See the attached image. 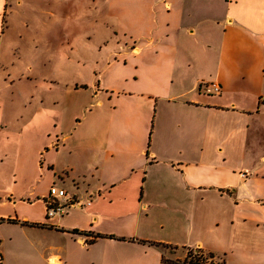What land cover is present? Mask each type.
<instances>
[{
	"label": "crops",
	"instance_id": "1",
	"mask_svg": "<svg viewBox=\"0 0 264 264\" xmlns=\"http://www.w3.org/2000/svg\"><path fill=\"white\" fill-rule=\"evenodd\" d=\"M25 1L0 0V85L9 57V12L13 2L19 9ZM31 1L29 11L46 1L43 9L51 17L56 16L57 1L63 2ZM110 1L115 17L129 21V30L120 31L131 35L135 75L124 80L132 81L129 87L119 82L105 90L118 102L110 114L112 132L121 139L103 143L102 133L82 136L94 149L81 178L92 175L99 182L88 186L90 200H80L75 176L59 174L53 162L38 160L33 164L37 182L17 197L18 175L8 172L14 170L13 161L24 157L20 138L25 128L15 133L13 152L0 149V187L6 192L2 207L13 204L19 211L28 206L33 215L32 209L50 197V188L41 191L40 181L53 172V182L59 178L67 199L82 205L69 209H86L95 223L89 230L64 229L54 223L69 211L49 219L42 206L37 219L14 216L16 223L9 224L85 237V245L86 239L92 244L104 239L134 246L139 249L134 254L137 264H184L186 249L216 254L215 264H264V0ZM216 16L221 21L218 44L211 37ZM206 24H212L208 36ZM200 36L202 58L195 55ZM211 84L221 92L214 93ZM4 109L0 94V145L9 132ZM41 151L34 152V159ZM120 158L129 163L116 167ZM108 164L110 176L104 178ZM103 221L130 227L105 230ZM49 259L64 264L60 255ZM13 261L23 264L24 258L17 253ZM0 264H7L1 246Z\"/></svg>",
	"mask_w": 264,
	"mask_h": 264
},
{
	"label": "rangeland",
	"instance_id": "2",
	"mask_svg": "<svg viewBox=\"0 0 264 264\" xmlns=\"http://www.w3.org/2000/svg\"><path fill=\"white\" fill-rule=\"evenodd\" d=\"M63 2L57 1L55 17L44 12L46 1H40L35 11H29L31 0H26L24 7L19 9L13 2L14 8L10 9L7 19L9 57L8 63L1 68L0 94L5 104L3 120L8 124L9 132L2 137L4 142L0 149L6 147L13 152L15 133L25 128L20 138L24 157L19 156L13 161L10 167L14 170L8 172L10 176L14 171L18 175L14 187L17 197L24 195L28 184L37 182L38 173L33 170V164L38 160L40 163L53 162L59 174L75 176L80 183V200H90L88 186L96 187L99 182L92 175L86 180L81 178L94 149L86 146L82 136L99 132L103 143L121 139L112 132L113 116L110 114L118 102L105 90L117 87L119 82L127 88L132 81L127 84L124 80L134 78L131 35L120 31V28L129 30V21L115 17L110 0ZM220 24L216 16V27L211 29L216 44L221 36ZM211 25L206 24L203 28L206 36ZM203 40V36L198 38L200 49L195 52L196 57L205 55L201 47ZM118 105L121 107V103ZM106 129H110L109 132L105 133ZM96 142L97 135L93 139L95 145ZM40 150L39 159H34V152L37 154ZM101 158L99 156L97 160ZM128 163V159L120 158L115 166ZM46 168L48 170L49 166ZM110 168L108 164L103 170L104 178L110 176ZM53 177V172L43 177L41 191L50 188L51 193L52 188H64L59 178L54 183ZM1 188L0 246L7 264H17L13 261V255L17 253L24 258L23 264H51L49 258L52 255H60L64 264H137L134 254L139 249L134 246L114 245L104 239L94 244L86 239L85 245L82 243L85 237L81 239L80 236L9 224L14 216H20L22 220L25 217L37 219L42 214V206L48 217L47 206L42 203L33 208V215L28 206L19 211L13 204L2 207L6 192ZM35 202L39 203L38 200ZM103 210L106 212L107 207ZM68 211L69 215L59 220L61 224L58 225V220L54 224L68 230H89L95 223L86 209ZM122 224L102 222L105 230L123 232L129 229V223ZM68 254L71 258L64 259ZM185 254L188 256L189 251H184Z\"/></svg>",
	"mask_w": 264,
	"mask_h": 264
},
{
	"label": "built area",
	"instance_id": "3",
	"mask_svg": "<svg viewBox=\"0 0 264 264\" xmlns=\"http://www.w3.org/2000/svg\"><path fill=\"white\" fill-rule=\"evenodd\" d=\"M210 89L214 93H220L221 89L216 84H211ZM67 192L64 189H56L52 188L50 197L48 200H46V206H47V213L48 218L52 219L56 216H64L67 214L68 209L73 206H79L82 207L81 204L74 202L73 200L70 201L67 199Z\"/></svg>",
	"mask_w": 264,
	"mask_h": 264
},
{
	"label": "trees",
	"instance_id": "4",
	"mask_svg": "<svg viewBox=\"0 0 264 264\" xmlns=\"http://www.w3.org/2000/svg\"><path fill=\"white\" fill-rule=\"evenodd\" d=\"M9 223H16V221L10 220ZM104 236L98 235L96 238H103ZM91 244L93 241H90ZM189 254L184 261V264H215L218 260V256L211 252H205L201 249H186Z\"/></svg>",
	"mask_w": 264,
	"mask_h": 264
}]
</instances>
